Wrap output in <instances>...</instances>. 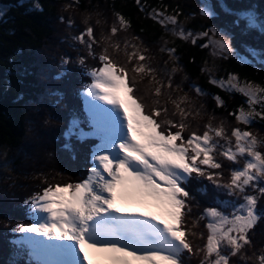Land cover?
<instances>
[{
    "label": "snow or ice",
    "instance_id": "1",
    "mask_svg": "<svg viewBox=\"0 0 264 264\" xmlns=\"http://www.w3.org/2000/svg\"><path fill=\"white\" fill-rule=\"evenodd\" d=\"M135 2L141 11L145 10L141 0ZM221 6L228 10L223 4ZM40 7L37 3L36 8ZM201 11L209 17L215 14L211 5ZM148 14L162 25L165 20L177 24L175 16H166L156 9ZM236 15L246 19L249 28L260 27L264 31V20H258L254 11ZM116 16L122 28L130 27L124 16L119 13ZM68 23L71 24V20ZM210 31L215 33L216 29ZM117 32L114 25L111 33ZM180 34L183 36L184 32ZM202 35L207 37L209 32ZM73 39L86 45L89 55H94L92 49L96 41L92 27ZM215 43L222 51H231L226 41ZM161 51H167L170 56L175 53L174 48H161ZM248 51L253 57L258 55L253 49ZM137 57L141 62L148 59L135 51L129 60ZM98 59L103 66L86 72L93 82L82 93L86 97L92 130L85 131L80 127L81 121L73 118L64 133L66 140L74 135L81 141L92 136L99 139L92 150V167L80 182L49 184L42 192L25 200L32 223L15 229L24 237L12 243L21 248L26 246L30 258L38 264H104L105 260L109 264H190L195 256L200 257L197 264H236L233 257L246 264L251 259L245 255L246 248L252 246L251 230L264 218V210L258 208V201L264 197V152L260 150L264 147V139L239 127H234L229 136L223 123L213 127L211 122L202 134L194 131L183 136L189 126L184 121L191 113L181 108L180 103L173 101L181 116L179 123L168 118L166 106L153 108L145 114L144 106L137 99L129 96L126 103L119 95L121 89L134 95L137 82L129 78V69L118 66L106 50ZM69 62L70 58H62L61 66ZM78 63L84 66L85 58L80 57ZM131 71L151 74L155 69L147 63H138ZM234 79L229 75L228 87L237 90L238 84L230 83ZM157 83L159 86L154 92L159 97L165 84L163 81ZM210 83L223 88L226 82L212 78ZM167 87H172L171 78ZM193 87L197 94H207L199 85ZM238 90L248 97L249 106L259 100L257 92H264V88L255 89L251 85ZM214 99L218 105L225 103L218 95ZM96 101L114 107L107 108ZM155 103L159 105L160 102L156 100ZM256 116L264 119V114L241 107L235 118L247 125ZM65 148L71 150L72 145L66 143ZM216 154L235 165L230 166L228 182L220 179L223 161H218ZM204 177L216 185L217 191H226L228 196L237 199H217L215 206L204 209L198 219H208L207 234L205 242L198 245L190 239L197 236L192 231L196 221L191 228H186L184 218L192 211L187 202L194 199L189 180ZM198 191L205 192L206 188ZM153 208L159 211L151 210ZM257 259L258 264H264V250Z\"/></svg>",
    "mask_w": 264,
    "mask_h": 264
},
{
    "label": "trees",
    "instance_id": "2",
    "mask_svg": "<svg viewBox=\"0 0 264 264\" xmlns=\"http://www.w3.org/2000/svg\"><path fill=\"white\" fill-rule=\"evenodd\" d=\"M197 1L201 4L204 0H141V4L146 9L154 6L164 9V4H167L169 9L176 12L190 13L189 23L194 28L202 26L201 18H204L206 24L229 27L234 31L237 39H242L244 45H250L257 39L264 42V33L257 31L254 32V35L250 34L251 37H249L248 33L253 29H239L238 26L246 19L236 15L239 12L250 11L248 4H252L254 7L259 6V11L264 13V0H211L217 7L214 20L211 18L207 20L203 16L195 17L194 14L202 15ZM0 3L2 4L0 11L3 13L0 16V146L2 143H7L15 146L18 151V148L30 141L29 150L32 151L36 149L35 145L39 138H45L53 133L58 135L57 141L51 140L53 146L43 148L44 157L54 163L44 161L48 170L45 173L54 172L55 178L51 179L49 175L27 178L11 172L14 177L11 180L15 185L8 186L6 191L0 192V264H34L27 255L28 248H21L12 243L19 237L17 231L14 230L21 225L28 226L32 223L29 205L24 203L25 200L30 199L35 193L41 192L49 184L54 185L55 183L52 182L70 178L72 180L69 182L83 180L82 177L74 179L72 174H68L67 169L76 171L79 159L90 155L91 141L88 139L81 141L76 136L66 140L64 133L69 128V126L67 128V124L70 125V122L67 121L71 115H65L66 121L62 122L57 130L50 122L48 113L53 112L54 100L60 99L61 96L74 95L79 110L75 118L84 120L85 114L81 108V90L92 81V77L86 72L103 65L98 57L105 54V50L118 66H125L129 69V78L137 82L134 94L144 106L145 112L148 113L153 108L166 106L169 110L168 118L179 123L181 116L176 104L173 103L175 101L180 103L181 108L191 113L184 121L189 126L182 133L183 136L187 137L194 131L198 135L202 134L209 122L213 127H218L221 123L226 127L225 118L230 117L232 120H236L235 115L238 109L247 105L246 97L241 92L227 91L219 85L210 83L209 74L202 69V63L206 59L204 47L193 45L190 41H184L183 38L177 37L173 39L172 44L178 45L179 60L170 56L167 51H161V48H164L161 41L163 37L169 35L168 31L164 25L151 18L147 11H141L135 0H0ZM37 3L41 6L40 8H36ZM222 4L226 6L227 11L225 7L221 6ZM195 8L199 9V13ZM88 11L91 12L88 13L90 18H87L85 14ZM74 13L79 14L82 18L74 17L73 20L71 15ZM117 13L124 16L130 27L122 28L119 23H114L115 19L109 20L116 18ZM69 20H71V24L68 23ZM114 25L118 28L115 35L111 33V28ZM89 26L93 28L96 41L92 49L94 55H89L86 45L73 39L86 31ZM86 39L90 38L86 37ZM126 42L127 47L125 46ZM116 44H119L118 48L115 47ZM132 45H135L136 48H133ZM46 48L49 49L52 57L44 60L42 51ZM135 51L144 54L148 58L147 61L141 62L138 57L130 61L129 57ZM65 57L70 58L66 68L59 65L62 58ZM80 57L85 58L84 66L78 63ZM43 61L46 62L45 69H48V72L45 71L41 63ZM234 61L240 62L239 59L233 57L223 60L222 69H226L224 75H228V69L233 67ZM138 63H147L155 69V72L151 74L132 72L131 69ZM156 63L160 65L154 68ZM175 63H181L188 73H183L179 69L173 72L172 66ZM255 67L246 62L245 65L240 64L235 72L241 76H251L252 79L260 81L264 88V70ZM40 71L42 73L38 77ZM77 73L78 77L74 78L73 74ZM42 75L49 77H46L47 81H44ZM153 76H155V80L163 81L165 84L162 88V95L159 97L155 96L154 90L159 84L153 80ZM169 78H171V88L167 87ZM72 80L77 85L74 91L72 86H63ZM193 85H199L202 89L206 88L205 90L209 93L199 95ZM215 95L224 100V105L216 103ZM185 97L186 99L182 100ZM263 99L262 102H264ZM156 100H159V105L155 103ZM57 109L61 112L67 110L63 105H58ZM260 110L264 114L263 105ZM258 118L251 124L246 125L238 121L235 124L239 125L242 130L251 132L258 139H264V119H261L260 116ZM171 130L174 132L177 129ZM33 131L36 132L31 135ZM232 140L234 141L235 138L232 137ZM66 143L72 145L73 151L65 148ZM260 150L264 152V147ZM24 151L23 149L20 151L21 154L20 152L17 154L27 153ZM75 151L82 152V154ZM216 159L223 161V172L220 179L228 182L231 175L230 166L235 165L218 154H216ZM14 163L18 167H22L20 165L24 164L20 156L14 160ZM242 164L241 160V166ZM201 167L207 169V166L202 165ZM195 175L194 173L193 176ZM31 180H36V182L31 184ZM189 186L194 199L187 202L192 211L187 213V221L184 223L186 228H191L193 221H196L193 214L200 217L204 214L205 208L215 206V200L233 198L228 196L226 191H217L216 185L208 181L206 177L199 180L190 179ZM200 188H206V191H198ZM212 190L217 199L212 198ZM258 208L264 210V197L258 201ZM204 221L206 220H200V223H204ZM200 229L203 227L196 221V227L192 228V231L198 233ZM250 235L252 246L246 248L245 255L251 259L246 264H258L257 257L264 250V218L258 221ZM192 238L190 237V239ZM199 240L200 236L197 243ZM232 259L236 261V264H245V261H240L238 257Z\"/></svg>",
    "mask_w": 264,
    "mask_h": 264
},
{
    "label": "rangeland",
    "instance_id": "3",
    "mask_svg": "<svg viewBox=\"0 0 264 264\" xmlns=\"http://www.w3.org/2000/svg\"><path fill=\"white\" fill-rule=\"evenodd\" d=\"M197 3L200 6V10H202V8H204V7H208L209 5H211V9L215 14L213 16L209 17L208 15L203 14L201 11L202 15H200V16H196V14H194L196 18L202 17V16L206 17L207 20H209L210 18L214 20L216 18V12L215 11L217 10V7H216L215 3H212L211 0H204V1H202L201 4L199 1H197ZM247 6L250 9V11H254L256 13L258 20H264V13L259 11V9H260L259 6L254 7L252 4H248ZM1 8H2V4L0 3V9ZM144 9H145L144 11H147L148 13L151 12L152 9H156L160 12H164L166 16H175L176 17V20H177L176 25H173L170 22H168L167 20H165L163 25L165 26V29H166V31H168L169 35L166 37H163V40L161 41V43H162L164 48H174L175 49V53L172 56H174L177 60H179V54L177 53L178 45L176 46V45L172 44V42H173V39H175L177 37H181V38H183L184 41H190L193 45H196V46L200 45V47H204V49L206 50V59L202 63L203 64L202 69L209 74V76H210L209 79H211V78L223 79L226 82L225 87H223L225 90H227V91H239L238 88H243L246 85H251L255 89L263 88L260 81H256L255 79H252L251 76H245V75L241 76L239 73H237L235 71L238 69V67H240V64L245 65L246 62L251 63L254 67L257 66V67H260L261 69L264 70V63L260 62V61L264 60V42H261L257 39V40H254L252 42V44L250 43V45H244L241 38L237 39L235 37V33L233 30H231V28L225 27V26L216 27L214 25L206 24L204 21V18L200 19L202 26L194 28V27L190 26V23H189V19H191L190 13L189 14H183L180 12H176L172 9H169V6L167 4H164V9L161 7H156V6H154L153 8H149V9L144 8ZM195 9L197 10V13H199V9L198 8H195ZM88 13L90 14L91 12L88 11L85 14H86L87 18H90V17H88ZM71 16H73V20H74V17H78V18L81 17L77 13H74V15H71ZM114 19L116 20V21H114V23H116V22L119 23L117 16H116V18L114 17L113 19H109V20H114ZM238 28L242 29V30L243 29L248 30L249 27H248L247 20L244 23L240 24L238 26ZM210 29H216V32L213 33L210 31ZM250 29H253V30L250 33H248L249 37H251L250 34L254 35V32H257V31L259 33H264V31H262L260 27H253ZM181 31L184 32L183 36L180 34ZM203 32H209V35L207 37H205L202 35ZM216 41H221V42L226 41L229 44L231 51H228V52L222 51L219 48V45L215 43ZM51 46H52V44H51ZM249 48L255 50L258 53V55L256 57H253L251 55V52L248 51ZM42 53L44 54V60L52 57V55L49 53L48 48L43 50ZM227 57L237 58L240 60V62L234 61L233 67L228 69V72H229L228 75H224V72H226V69L225 68L222 69L221 63ZM231 60H233V59H231ZM242 60L244 62H242ZM41 63L43 64V67L45 69L46 62L43 61ZM61 64H62V61H60L59 65L61 66ZM159 65L160 64L156 63L154 65V68H157V66L159 67ZM102 66L103 65H101L100 67H102ZM66 67H67V65L64 66V68H66ZM174 68L183 71V73L187 72L186 68L181 63L180 64L175 63L172 66V69H174ZM94 69H96V68H94ZM45 71L48 72V69H45ZM41 73H42V71H40V73H38V77L40 76ZM129 75H130V73H129ZM229 75H232L236 78V79L232 80L230 83L238 84L237 90H232L228 87ZM42 77L44 78V81H47V78H49V77H47V75H45V76L42 75ZM73 77L74 78L78 77V73L73 74ZM156 81H158V80L156 79L155 82ZM92 82H93V78H92V81L88 85H90ZM63 86L64 87H71L72 86L73 91L77 87L76 82L74 80H72L69 84H63ZM87 86L81 90L82 93L87 90ZM129 86H131V84ZM205 89L206 88L203 89L204 92L208 94L209 92ZM134 90H135V88L133 89V92H134ZM120 92L125 94V97L122 99L125 100L126 103H128V97L129 96H131L132 99H137V102L140 103L138 97L135 94L133 95V93H126V91L124 92L122 89L120 90ZM263 95H264V92H257L256 96L259 97V100L251 106H249L247 103V105L245 107H243L244 110L245 111L254 110L255 112L261 113L260 109H261L262 105L264 107V103H262ZM82 97H83V99L81 101V108H82V111H84V109H83L84 107H86V109H87V102H86V97L84 95H82ZM245 97H246V102H247L248 97L247 96H245ZM96 102L102 104L104 107L113 108V106L107 104L104 101H96ZM53 104H54L53 112L51 114L48 113V115L50 116V122L57 128V130L59 128V125L62 122L66 121L65 115H68V114L71 115L69 117V120L67 121V122H71L72 119L77 116L76 114L79 111L78 110V103H77L74 95L61 96L60 99L54 100ZM58 105H63L64 107H66L67 110L64 112L58 111V109H57ZM74 110H77V111H74ZM87 114H88V111H87ZM145 114H147V112H145ZM57 116H58V118H57ZM54 117H56V118L54 119ZM258 119H259L258 116H256L253 119V121H257ZM236 122H237V120H232L230 117L225 118V123L227 124L225 129L227 130V134L229 136L231 134V130L234 127L240 128L239 125L235 124ZM29 124H30V121L28 123V126H29ZM68 126H69V123L67 124V128H68ZM240 129H242V128H240ZM35 132L36 131H33L31 133V135H34ZM51 140L57 141L58 135L56 133H53V134H51L45 138H39L37 145H35L36 149H34L32 151L29 150V146L31 145L30 141L24 143L22 147L18 148V151H16L17 148H15V146H12V145L7 144V143H2V145L0 146V192L6 191L8 189V186L15 185V184H13V182L11 180L14 178V177H12L11 172L18 174V175H22L23 177H27V178H32L34 176L44 177V176H48V175L51 179L55 178L56 175L54 172H52L50 174L45 173L48 170H47V164L44 161H49L51 164H54L53 162L50 161V159H46L44 157V151H43V148L45 149L46 147H48L50 145L53 146V143H51ZM42 142H44V144H42ZM99 142H97L94 145V147ZM23 149L27 153H25V151H24L25 154L20 155L21 154L20 151ZM18 152H20V154H17ZM75 152H79V151H75ZM79 153L82 154V152H79ZM18 156H20V158L23 159L24 164L20 165L22 167H18V165L14 163V160L17 159ZM91 161H92V159H91L90 155H86L84 159H79L78 167H77L76 171H71L70 169H67L68 174H70V175L72 174L74 179H76L78 177H82L83 179H85L88 175V170L91 168V165H92ZM50 175H52V176H50ZM8 176H11V178H8ZM71 180L72 179L70 178V179H66V180L65 179L60 180L59 182L64 183V181L69 182ZM51 181H53V180H51ZM222 181L226 182L224 179H222ZM35 182H36V180L30 181L31 184H33ZM52 183L56 184L58 182H52ZM2 186H4V187H2ZM42 190H41V192H42ZM214 193L215 192L212 190L211 196L213 199H217V196ZM236 199H237V197H233V198H230L227 200H236ZM151 210L159 211L158 209H155V208H153ZM227 211L230 212L231 209L229 208V209H227ZM193 215H194L195 220L198 222V225L201 224L203 229H200V231L197 233V236L192 238V241L195 244L202 245L206 239V234H207L206 224L208 222V219L205 218L206 221H204V223H200V220L198 219L197 215L196 214H193ZM186 217H187V215L184 218V223L187 221ZM201 233L204 234L203 237L200 235ZM22 235H23L22 238L19 236L17 238V240L23 239L24 234L22 233ZM30 235H35V234H30ZM199 236H200V240L197 243V239L199 238ZM28 251H29V249H28ZM199 259H200L199 256L193 257L190 264H197ZM108 264H109V262H108Z\"/></svg>",
    "mask_w": 264,
    "mask_h": 264
},
{
    "label": "bare ground",
    "instance_id": "4",
    "mask_svg": "<svg viewBox=\"0 0 264 264\" xmlns=\"http://www.w3.org/2000/svg\"><path fill=\"white\" fill-rule=\"evenodd\" d=\"M111 106H113V105H111ZM114 107V106H113ZM106 175V174H105Z\"/></svg>",
    "mask_w": 264,
    "mask_h": 264
}]
</instances>
